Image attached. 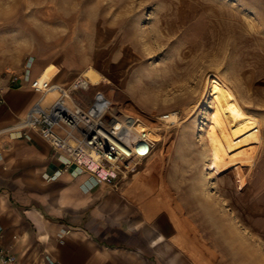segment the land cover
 <instances>
[{
  "label": "rangeland",
  "instance_id": "obj_1",
  "mask_svg": "<svg viewBox=\"0 0 264 264\" xmlns=\"http://www.w3.org/2000/svg\"><path fill=\"white\" fill-rule=\"evenodd\" d=\"M30 69L66 88L87 76L77 97L101 92L151 126L175 113L126 178L154 194L145 202L187 264H264V0H0V74L21 81ZM205 81L230 88L259 123L253 160L213 90L179 147Z\"/></svg>",
  "mask_w": 264,
  "mask_h": 264
},
{
  "label": "crops",
  "instance_id": "obj_2",
  "mask_svg": "<svg viewBox=\"0 0 264 264\" xmlns=\"http://www.w3.org/2000/svg\"><path fill=\"white\" fill-rule=\"evenodd\" d=\"M47 73L30 69L16 85L0 77V257L10 255L14 264H48L46 258L54 264H187L164 238L169 224L145 202L154 194L142 191L141 177L95 185L35 133L22 136L21 123L39 96L27 81L55 76ZM57 96L46 94L44 105ZM224 241L234 243L228 236Z\"/></svg>",
  "mask_w": 264,
  "mask_h": 264
},
{
  "label": "built area",
  "instance_id": "obj_3",
  "mask_svg": "<svg viewBox=\"0 0 264 264\" xmlns=\"http://www.w3.org/2000/svg\"><path fill=\"white\" fill-rule=\"evenodd\" d=\"M9 77L10 84L16 85L17 80ZM27 82L39 96L21 123L22 136L28 138V132L35 133L64 158L66 167L88 174L95 185L114 186L125 178L133 163L152 154L158 143L152 133L160 135L162 127L176 123L170 114H165L158 118L159 126H151L135 115L123 113L101 92L84 105L76 93L88 88L78 78L69 88L52 79ZM49 91L57 92L58 97L44 105L43 95ZM46 261L54 264L48 258ZM0 264H14V259L2 254Z\"/></svg>",
  "mask_w": 264,
  "mask_h": 264
},
{
  "label": "bare ground",
  "instance_id": "obj_4",
  "mask_svg": "<svg viewBox=\"0 0 264 264\" xmlns=\"http://www.w3.org/2000/svg\"><path fill=\"white\" fill-rule=\"evenodd\" d=\"M78 79L83 81L87 88L89 87V80L87 76H81ZM213 90L217 94V104L219 105V113L227 117V122L235 134L237 139H241L242 142L251 147L250 156L251 160L254 159L258 146L260 145V138H257L259 123L251 116H249L241 106L238 101L235 93L224 84H213L212 87H209V82L205 81L203 89L199 98L195 101L194 104L186 112L183 122L181 123L182 128L179 133V147L183 143H189L190 133L189 130L196 126V117L198 116V111L200 110L202 104L206 101L208 97V92ZM55 91H49L43 95V104H45V95ZM57 93V92H56ZM58 95V93H57ZM58 97V96H57ZM217 111V109H216ZM173 121L177 122V115L175 113L170 114ZM191 120V121H190ZM165 128L162 127L161 130ZM255 131V132H254ZM255 133V134H254ZM153 139H155L156 133H152ZM156 140V139H155ZM255 145V146H254Z\"/></svg>",
  "mask_w": 264,
  "mask_h": 264
}]
</instances>
